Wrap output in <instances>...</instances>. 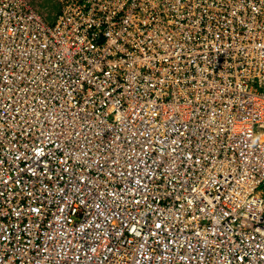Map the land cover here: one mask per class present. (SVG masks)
<instances>
[{"label": "built area", "instance_id": "built-area-1", "mask_svg": "<svg viewBox=\"0 0 264 264\" xmlns=\"http://www.w3.org/2000/svg\"><path fill=\"white\" fill-rule=\"evenodd\" d=\"M0 264H264V0H0Z\"/></svg>", "mask_w": 264, "mask_h": 264}, {"label": "snow or ice", "instance_id": "snow-or-ice-1", "mask_svg": "<svg viewBox=\"0 0 264 264\" xmlns=\"http://www.w3.org/2000/svg\"><path fill=\"white\" fill-rule=\"evenodd\" d=\"M137 203H139V201H137ZM156 227H157V228H159V227H160V225H159V224H157V225H156ZM134 230H135V229H133V231H134Z\"/></svg>", "mask_w": 264, "mask_h": 264}]
</instances>
